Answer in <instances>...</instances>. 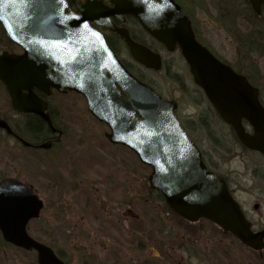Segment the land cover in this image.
Instances as JSON below:
<instances>
[{
  "label": "water",
  "instance_id": "obj_1",
  "mask_svg": "<svg viewBox=\"0 0 264 264\" xmlns=\"http://www.w3.org/2000/svg\"><path fill=\"white\" fill-rule=\"evenodd\" d=\"M101 0L74 2L77 13H67L61 0H0V25L23 51L0 52V83L13 111L37 115L50 129L54 124L46 103L35 90L62 95L75 93L87 103L90 115L109 128L106 139L129 149L151 169L149 188L162 197L169 210L188 223H213L251 249H260L262 237L252 235L240 208L230 197L221 176L208 170L199 149L180 125L177 104L162 99L129 73L113 54L96 23L118 34L133 60L147 69L160 70V56L138 45L125 29L108 22L117 12L131 16L142 30L166 51L179 50L192 82L204 93L221 121L229 125L239 143L264 156V108L258 91L243 76L222 64L195 39L190 20L173 0ZM257 12L264 0H249ZM87 25V28H85ZM59 41V43H53ZM247 122L253 134L244 131ZM0 130L30 146L9 124ZM155 135L150 136L149 132ZM48 150L49 143L38 146ZM42 201L19 180L0 181V234L8 245L36 253L37 264H63L54 251L27 233L30 220L39 218Z\"/></svg>",
  "mask_w": 264,
  "mask_h": 264
},
{
  "label": "flooded vegetation",
  "instance_id": "obj_2",
  "mask_svg": "<svg viewBox=\"0 0 264 264\" xmlns=\"http://www.w3.org/2000/svg\"><path fill=\"white\" fill-rule=\"evenodd\" d=\"M65 1L68 6L67 13H77L74 2H70V0ZM101 1L104 8L112 9V4L109 0ZM173 1L181 8L184 15L189 18L194 37L199 44L208 49L213 57L218 59L222 64L227 65L235 73L244 76L249 84L258 91V100H260L264 107V100L262 99L264 89L256 84L258 83L260 72L255 60L257 58L255 55L258 52L256 47L258 36L262 39V46H264V5L261 4L256 12L249 0ZM77 2L84 5L85 0H77ZM198 20L203 21V23L198 25ZM108 22L116 30L125 29L129 32L133 42L159 55L162 62L161 68L165 64L163 52L170 55L176 53L180 55L178 50H174L171 53L166 51L161 44H158L148 36L142 30L140 24L129 15L126 16L123 13L117 12L115 15L108 17ZM241 24L245 26V30H241ZM90 25L95 31L97 30L103 34L113 54H115L129 73L153 88L162 98L171 100L165 97L164 94H161L148 79L144 77L140 78L136 74V70L140 71V69L146 72L153 70L139 65L133 60L127 45L118 34L96 23H91ZM1 51L10 55L22 54V49L9 40L3 27L0 25ZM0 87L4 95L3 100H0V120L7 122L13 133L30 144V146L24 147L19 143L17 138L0 130V134L5 138L4 148L8 145L6 140L10 139L32 153L39 152L40 162L49 160L46 163L56 167L49 174L45 172L44 167L41 168L43 175L39 174L37 181L38 189L32 184L18 179L28 187L30 186L36 195H38L43 206L41 212L44 210L45 212H52L56 216V220L57 218L59 219L58 224L61 226V229L70 227L68 215L70 210L77 213L80 211L83 215L86 214L84 218L88 224H84L92 235L93 250L90 247H82V254L78 255L79 264H128V259L119 255L123 253L127 254L124 213L123 211L121 212L119 219L116 218V214L112 213L113 205L114 207L121 205L123 209V202L117 144H111L105 138V134L109 132V128L103 123L99 124L108 130L102 134L106 141L103 142L104 144L96 145L93 142L95 140L87 142L86 140L90 139L84 138V133L86 132L71 129L69 120L66 122L62 119L63 125L67 124V126L60 124L61 120L58 119L61 115L60 103L58 100L54 101V103L52 102L53 99H67V96H71L74 98L72 103L74 106L83 105L87 111L85 99L79 94L74 93L62 95L54 89H51L48 95L35 90L34 94L36 97L46 103V112H48L50 119L53 121L54 128L50 130L37 115L20 114L17 111H13L11 101H9L8 94L1 83ZM196 89L204 101L207 102L209 108L207 113H213L214 118L218 119L230 133L232 151L235 154L232 160L235 169H230L229 172L225 173L220 169V166H217L218 164L208 162L205 156H203L204 162L208 169L218 176H222L230 197L233 198L240 208L242 217L248 223L251 234L256 235L259 239L260 236H264V156L244 148L238 142L232 128L221 121L210 102L207 101L204 93L198 87ZM195 96H197L196 93H190V98H194ZM65 104H68L65 109L72 107L68 102ZM76 107H73V109ZM31 121L40 123V128L34 130L29 128L28 124ZM241 122L244 131L252 135L251 126L245 121ZM20 123L22 124L20 125ZM16 131L18 133L21 131L22 135L16 133ZM212 137L214 150L217 155L222 150L220 147H223V150H228V147H224V144L219 141L218 134L212 135ZM46 143H49L48 150L38 147ZM229 151L230 149L227 152ZM67 162L69 163L68 166ZM84 185L86 189L82 187ZM47 200H51L50 204L47 203ZM41 212L39 213V218L34 220L36 221L35 223L40 220ZM48 216L46 215V218H43L39 227H36L33 222L28 223L26 226L27 233L35 240L37 238L33 235L42 237L44 239L42 243L51 248L63 264H70L72 259L70 258L71 253L68 250L59 252L53 248L54 243L52 241L55 231L50 227ZM143 219H146L149 223H153L149 217ZM116 221L117 223L115 224L114 222ZM197 224H200V222L192 223V225L190 223L191 227L182 234H178L175 229H170L164 233H157V240L152 241L158 244L156 248L157 252L154 253V248L148 251L150 259L155 258L158 260V262H153L152 264H264V237H262V242H260L261 248L254 250L247 247L230 233L224 232L215 225H212L211 228L219 232L223 238L210 243L205 241L204 237H195L204 235L207 231L205 227H192ZM150 230L151 226L149 225L148 232L155 234V231ZM120 231L121 233H119ZM68 233L69 230L67 228L65 234ZM114 234H119V236L123 237L121 244L118 243L116 245L117 242L115 241ZM149 238L152 239V237ZM37 241L40 242L39 240ZM141 245L138 243L139 247ZM87 249L90 253L87 252ZM170 251L173 254L169 253ZM30 253L36 256L34 251Z\"/></svg>",
  "mask_w": 264,
  "mask_h": 264
},
{
  "label": "rangeland",
  "instance_id": "obj_3",
  "mask_svg": "<svg viewBox=\"0 0 264 264\" xmlns=\"http://www.w3.org/2000/svg\"><path fill=\"white\" fill-rule=\"evenodd\" d=\"M202 23L203 21L198 20V25ZM241 26V30H245V26L243 24H241ZM255 56L257 57L255 58L257 61L256 65L260 72V77L256 84L264 89V54L258 51ZM163 57L165 64L160 71L146 72L140 69V71L136 70V74L148 79L156 86L161 94H164L165 97L173 101L175 100L177 104H179L176 112L178 119L181 124L184 125L185 130L188 132V135H190V139L198 146L202 154L206 156L208 162L218 164L217 166H220V169L225 173L229 172L230 169L234 170L235 165L232 160L235 154L234 151H232L230 133L218 119L214 118L213 113H207L209 109L207 102H205L201 94L197 92L195 84L191 81L185 61H183L178 53L170 55L163 52ZM188 93L189 95H187ZM190 93H196L197 96L190 98ZM3 96V91L0 87V100H3ZM73 99V97L67 96V99L52 100L53 103L57 100L60 103L61 115L58 118L61 120V122L59 121L60 124L62 126H67V124L63 125L62 119L66 122L69 120L71 129L83 130L86 132L84 133V138L90 139L86 140L87 142L95 140L93 142L96 145L104 144L103 142L106 141L102 134L108 130L100 126L99 123L87 113L83 105H79L78 107L74 106L72 104ZM262 99L264 100V94ZM66 102H68L69 105L71 104L72 107L65 109L68 105L65 104ZM73 107L76 108L73 109ZM15 124H17V122H15ZM21 124L22 123H20V125ZM215 134H218V139L224 144L223 146L228 147V150L230 149L229 152H227L228 150L226 151V149L223 150V147H220L222 150L217 155L214 150L212 137V135ZM4 142L5 138L0 134V179H20L28 184L34 185V187L38 189L37 181L39 179V174L41 176L43 175L41 173V168L44 167L45 172L48 174L56 168L46 163L49 160L40 162L39 152L32 153L30 150L22 148L18 143H14L10 139L6 140L8 145L4 148ZM117 149L123 209L121 205L115 207L113 205L112 213L116 214L117 219L121 217L122 211L124 213L127 244V254L123 253L119 255L123 258H127L128 264H152L153 262H158V260L155 258L150 259L148 251L154 248V253L157 252L156 248L158 244L152 242L153 240H157V233H164L168 232L170 229H175L178 234H182L185 230L190 228L191 225L178 218L167 208L164 201L156 197V194L149 189L147 180V176L149 175L148 170L146 168L144 169L139 161L135 157L133 158L125 149H120L118 147ZM66 164L68 166L69 163L67 162ZM82 187L86 189L85 185ZM51 200H47V203L51 202ZM128 210L129 212H127ZM46 215H49L48 221L50 227L55 231L52 241L54 243L53 248L59 252L68 250V252L71 253L70 258L72 259L70 264H79L78 255L81 253V248L90 247L93 250L92 235L84 224H88L84 218L86 214L83 215L80 211L78 213L72 212V210L68 212L70 218V227H67L69 230L68 234H65L67 228L61 229V226H59V219L57 218L56 220V216H54L52 212H45V210L41 212V218L37 221L36 227L41 225ZM145 217H149L153 223H149L146 219H143ZM114 223L116 224L117 221ZM149 225L151 226L150 231H155V234H150L148 232ZM211 226L212 225L206 221H201L200 224L192 226L207 228L204 235L195 237H204V240L210 243L222 239L223 237L220 236L219 232L211 228ZM119 233H121V231ZM33 236L41 243L44 241V239L38 235ZM149 237H152V239ZM114 238L117 242L116 245L122 243L123 237L119 236V234H114ZM44 243L46 244V242ZM138 243L142 245L139 247ZM87 252L90 253L88 249ZM169 253L173 254L172 251ZM0 264H37V259L33 253L19 252L11 246L7 247L0 244Z\"/></svg>",
  "mask_w": 264,
  "mask_h": 264
},
{
  "label": "trees",
  "instance_id": "obj_4",
  "mask_svg": "<svg viewBox=\"0 0 264 264\" xmlns=\"http://www.w3.org/2000/svg\"><path fill=\"white\" fill-rule=\"evenodd\" d=\"M256 47H257V50H258L259 52H261L262 54H264V46H262V39H260L259 36H258V40H257V45H256ZM140 78H143V77L140 76ZM28 127H29V128H32V129L34 130V129H36V128H40V123L35 122V121H31V122H29ZM16 133H18V132L16 131ZM19 133L22 135V132H21V131H19ZM19 133H18V134H19ZM157 197L161 200V197H160L159 195H157ZM35 222H36V221H35ZM35 222H33V223H35ZM35 225H36V223H35ZM0 243H1L2 245H5V244L3 243L2 240L0 241ZM17 251H19V250H17ZM21 251H22V250H21ZM21 251H19V252H21ZM22 252H23V251H22Z\"/></svg>",
  "mask_w": 264,
  "mask_h": 264
},
{
  "label": "snow or ice",
  "instance_id": "obj_5",
  "mask_svg": "<svg viewBox=\"0 0 264 264\" xmlns=\"http://www.w3.org/2000/svg\"><path fill=\"white\" fill-rule=\"evenodd\" d=\"M25 2L27 3L28 0H25ZM63 2H64V0H61V3H63ZM85 28H87V25H85ZM53 43H59V41H54ZM149 134H150V136H154L155 132L154 131H150Z\"/></svg>",
  "mask_w": 264,
  "mask_h": 264
}]
</instances>
